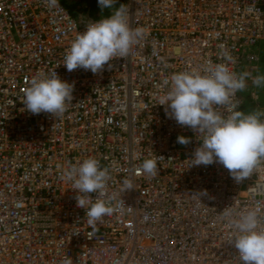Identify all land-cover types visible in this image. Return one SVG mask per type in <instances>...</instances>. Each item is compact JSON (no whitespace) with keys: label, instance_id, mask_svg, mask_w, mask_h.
<instances>
[{"label":"built area","instance_id":"2783aa9c","mask_svg":"<svg viewBox=\"0 0 264 264\" xmlns=\"http://www.w3.org/2000/svg\"><path fill=\"white\" fill-rule=\"evenodd\" d=\"M62 1L79 0L55 10L0 0V264H242L229 220L255 210L264 229V162L240 184L219 163L190 167L202 138L159 97L173 74L209 61L241 73L264 42V0H120L146 35L97 74L69 72L63 60L89 21L112 11L82 18ZM54 70L74 85L72 104L62 118L33 115L23 105L29 82ZM87 158L108 168L104 199L115 196L113 214L94 227L61 179ZM147 159L157 175L142 171Z\"/></svg>","mask_w":264,"mask_h":264},{"label":"clouds","instance_id":"9594fccd","mask_svg":"<svg viewBox=\"0 0 264 264\" xmlns=\"http://www.w3.org/2000/svg\"><path fill=\"white\" fill-rule=\"evenodd\" d=\"M46 3L50 10L60 7L59 0H46ZM117 3L118 0H98L102 12L113 8L115 11L99 21H89L86 31L76 35L63 60L67 71L84 69L100 73L111 61L128 57L133 47L145 38L144 28L131 26L126 5L117 8ZM220 56L233 62L223 49ZM248 79L256 87L264 86V75L253 77L248 71L237 74L227 63L209 61L200 70L173 74L170 80L164 81L167 90L159 97V105L165 107L170 119L202 138L189 160L190 167L219 163L237 184L249 178L264 160V112L245 114L237 110L240 101L235 99L236 93L246 90ZM73 91L74 85L62 81L55 70L46 75L37 74L25 91L24 109L33 115L47 113L54 119L62 118L72 104ZM177 142L188 145L191 140L179 136ZM141 168L150 176L158 173L154 159L145 160ZM61 179L71 183L77 207L85 210L90 226L113 214L111 201L115 196L104 199L109 170L101 168L95 158L63 168ZM124 185L126 190L132 188L128 180ZM93 193L97 194L95 200ZM227 215L231 217L230 212ZM229 223L235 230L231 243L238 250L242 264H264V229L260 227L257 212L241 214Z\"/></svg>","mask_w":264,"mask_h":264},{"label":"rangeland","instance_id":"374dc122","mask_svg":"<svg viewBox=\"0 0 264 264\" xmlns=\"http://www.w3.org/2000/svg\"><path fill=\"white\" fill-rule=\"evenodd\" d=\"M111 11L114 12L115 8L110 9V12ZM87 16L90 17L87 13H84L81 17L86 18ZM248 55L249 58H245V61L243 62L242 72L248 71L253 77L257 75H264V46L261 44L255 46L248 52ZM246 83V90L239 92L242 94L241 97L243 98L241 100L242 106H240L239 111L242 110V112L248 114L247 109L249 108L252 110V108H254L262 112V109L264 108V86H254L251 79H248ZM262 161L264 162V160Z\"/></svg>","mask_w":264,"mask_h":264},{"label":"trees","instance_id":"16d2710c","mask_svg":"<svg viewBox=\"0 0 264 264\" xmlns=\"http://www.w3.org/2000/svg\"><path fill=\"white\" fill-rule=\"evenodd\" d=\"M63 4L72 16L87 13L92 18H98L102 16H108L110 14V9H105L103 12L101 11L98 5V0H79L78 2L74 3H66L64 1ZM121 4L122 2L118 0V3L115 5V7L118 8ZM261 45L264 46V42L261 43ZM239 94L242 96L241 93Z\"/></svg>","mask_w":264,"mask_h":264},{"label":"crops","instance_id":"0c3cea01","mask_svg":"<svg viewBox=\"0 0 264 264\" xmlns=\"http://www.w3.org/2000/svg\"><path fill=\"white\" fill-rule=\"evenodd\" d=\"M243 98L240 96V100H242ZM241 106H242V104H241ZM242 109H243V107H242ZM240 110V109H239ZM242 111V110H241ZM253 111H257L256 109H254V108H252V110H250L249 108L247 109V113L248 114H250V113H252Z\"/></svg>","mask_w":264,"mask_h":264}]
</instances>
